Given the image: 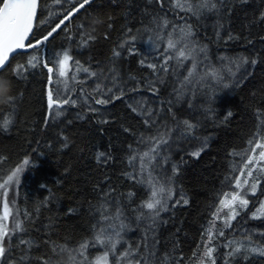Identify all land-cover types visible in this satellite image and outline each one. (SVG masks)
Instances as JSON below:
<instances>
[{
    "label": "snow or ice",
    "instance_id": "1",
    "mask_svg": "<svg viewBox=\"0 0 264 264\" xmlns=\"http://www.w3.org/2000/svg\"><path fill=\"white\" fill-rule=\"evenodd\" d=\"M121 2L122 0H110L113 4ZM123 2L131 4V0ZM249 2L250 0H144L145 6L141 8V13L149 18L148 22L141 21L139 27L133 28L128 18L130 9L126 8L122 39L112 48L107 67H94L90 62L86 66L74 56V52L82 51L96 39L89 33L90 25L86 20L91 13L88 6L94 0H52L54 5H63V8L56 9L50 7L49 0H0V80L10 82L12 87L11 102L7 106L9 112L18 111L22 102L23 93L18 82L45 69L48 123H58L61 115H66L73 107H79L83 111L73 113L76 119H86L88 113H93L96 114L98 123L108 124L111 115L108 106L123 101L132 113L140 117L145 126L143 131L134 134V141L127 146V161L131 171L124 175L143 187L147 196L135 208H128L131 213L129 215L126 205H131L135 193H119L111 187L104 190L99 206L95 208L97 219L93 234L76 245L68 246L75 253L77 264H173V261L175 264H191L193 259L195 264H217V259L221 260V264H229V257L236 256L242 250L264 256V242L254 239L259 237L264 241V231L249 228L240 237L237 233L241 229L232 223L236 221L238 225H242L249 218L264 221V202L249 216L242 215L247 212L250 204L248 194L255 196L261 178H264V135L259 132L248 140L241 152L233 150L229 154L240 156V163L236 165L233 162L231 174L225 178L228 189L216 201L218 206L203 228L200 237L203 247L198 249L200 255L193 252L188 261H185L174 247L161 250L163 241L159 238L161 226L168 222L162 214L172 212L176 206L189 204L187 194L183 189L177 188L176 177L180 174L182 161L178 164L172 160V145L196 141V147L188 154L197 158L208 146V138L198 134L201 122L177 118L173 108L187 101L189 109L199 107L204 118H209L214 111L212 101L215 99V91L232 84L238 86L259 62L257 57L247 55H217L213 59L211 54L210 42L241 39L238 33H234L226 25L230 23L234 8ZM38 9L41 12L39 19ZM77 13L80 15L77 16ZM57 16L58 21L52 24ZM73 17L77 21L75 31L71 30ZM209 18L213 28L211 41L207 36L202 39L199 34V28ZM108 19L111 21L112 17ZM193 20L196 21L195 25ZM261 22H264V11L246 27L250 28L252 24ZM45 24L51 25L49 30L42 36H37L34 28L38 31ZM108 27H113L111 22ZM58 32L67 41L63 48L51 46V41L57 38L55 34ZM138 42L146 43L150 54L140 53ZM13 53L17 56L25 55L26 62L17 63L16 57H13V63H9ZM133 55L139 57V66L151 70L149 74L136 76L122 71L120 60H127ZM9 71L11 74H8ZM70 72L73 73L71 78ZM88 81H92L90 86ZM76 84L81 85L78 95L72 90ZM205 87L213 90V96L200 105H194L201 89ZM164 88L170 89L167 96L162 95ZM145 92L151 95H143ZM169 115L172 117L171 122L168 120ZM256 115L258 126L264 125V112L258 110ZM11 123L12 121H5L3 131L7 132ZM124 130L130 131L126 127ZM95 159L97 164L104 166L114 157L110 150H98ZM28 165L29 160L24 159L0 182V194L3 196L0 264H47L49 260L45 255H40L39 261L36 260L37 253L33 248H39L41 242L21 235L27 229L20 219V209H17L13 217L7 199L9 189H13L12 204L15 206V188L19 187L20 174ZM245 189L248 191L245 192ZM50 202H45L43 206ZM224 209L228 211L221 218L220 214ZM36 212L38 214L39 209ZM10 217H13L11 229L8 224ZM238 217L241 219L237 220ZM24 219H31L26 209ZM221 220L223 227L217 231L216 222ZM225 229L231 230L230 237L226 236ZM51 230L54 229H50L49 224L44 225V242L55 251L62 246L51 239ZM133 232H139V236L133 238L130 235ZM220 238L224 239L221 241ZM20 245L27 247L21 248ZM97 248L102 250V254L90 253V249ZM218 248L225 249L219 257L214 256Z\"/></svg>",
    "mask_w": 264,
    "mask_h": 264
},
{
    "label": "trees",
    "instance_id": "2",
    "mask_svg": "<svg viewBox=\"0 0 264 264\" xmlns=\"http://www.w3.org/2000/svg\"><path fill=\"white\" fill-rule=\"evenodd\" d=\"M53 9L63 8V5H54L49 0ZM144 0H131V4L125 2L113 4L110 0H94L88 8L91 13L86 17L88 24L93 18H100L103 24L98 30L88 31L96 39L82 51L74 52L82 63H91L107 67L108 58L112 48L122 39L121 32L125 25L124 10L130 9L128 18L131 26L137 28L148 22V17L143 16ZM84 11L83 9L81 10ZM264 11V0H250L244 5H237L230 17V23L226 27L241 36L239 40L230 42H210L213 59L217 55H233L257 57L258 63L251 68L249 75L237 86L232 84L228 88H220L215 91V99L212 101L214 109L207 119L199 107L189 109L187 101L174 107L177 118H187L190 121L199 120L202 127L198 129L201 137H207V148L199 158L191 156L188 152L196 147L197 142L179 143L172 145V160L180 164V174L176 177L177 188L183 189L189 198L186 206H176L170 213L162 216L168 222L161 226L159 238L161 250L174 247L177 254H182L185 261L196 252L200 255L202 248L200 237L204 226L215 207L221 194L228 189L226 176L231 174L233 162L240 163V156H230L236 150L241 152L247 146V142L257 132L264 135V125L258 126L256 112H264V22L248 23ZM41 15L38 9L37 17ZM80 14L77 13V16ZM112 17L109 21V17ZM57 16L52 20L55 24ZM111 22L113 27L109 29ZM76 18L73 17L72 31H75ZM192 23L195 25L196 21ZM212 20L203 22L199 28L202 39L207 36L211 41ZM51 25L45 24L38 31L37 36L45 34ZM63 28L61 29V32ZM51 46L63 48L67 41L58 32L55 34ZM32 37L30 38V40ZM251 41V42H249ZM140 53H149L146 43L137 44ZM34 51V50H29ZM16 57V62H26V56ZM139 57L133 55L127 60L121 59L122 71L125 73L144 76L150 73V69L138 65ZM10 63H13V58ZM191 63V61H189ZM187 66V65H186ZM8 74H11L10 71ZM72 72L69 73L71 78ZM83 75V73H81ZM46 70L28 75L26 80L18 82V87L23 93L22 102L16 112H9L7 106L0 107V182L10 174L14 166L29 160L20 174V185L15 188V206L11 204L13 217L17 209H20V219L27 231L21 233L26 239L31 237L41 242L39 248H33L40 255L49 257L47 264H53L59 257L56 255L59 249L53 251L48 243L44 242V225L49 224L51 239L60 246H73L86 237L93 234V226L97 216L95 208L99 206L100 196L104 190L111 187L119 193L134 192L131 205L135 208L142 199L147 196L143 187L134 181L128 180L124 173L131 171L128 166V145L135 139V133L143 131L145 126L140 117L131 112L123 101H117L108 106L111 115L108 124L97 122L96 114L88 113L86 119H76L73 113L83 111L79 107H73L66 115L58 118V123H48L46 113ZM92 81H88L90 86ZM72 82L70 80V87ZM81 85L76 84L72 89L77 95ZM86 87V86H85ZM169 88L162 90V95L167 96ZM151 95L150 93H142ZM213 96L211 88H202L194 105H200ZM98 107V106H97ZM231 113L229 116L228 113ZM171 122L172 117L169 115ZM5 121H12L9 130L3 131ZM71 121V123H67ZM130 131H125L124 128ZM110 150L114 159L101 166L97 164L95 154L97 151ZM259 151V150H257ZM2 193V190H0ZM264 178H261L260 187L255 196H248L250 202L247 212L243 216H249L252 211L260 207L264 202ZM51 201L46 206L45 202ZM3 196L0 194V215H2ZM27 210L31 219H24V211ZM39 209L37 214L36 210ZM227 209L221 212V218L227 214ZM130 215L131 213L128 212ZM11 217L9 228L12 227ZM238 217L237 220H240ZM241 231L238 236L244 235V230L252 228L255 231H264V221H253L250 218L242 225L232 222ZM223 227L222 220L216 222V230ZM226 236H231V230L225 229ZM133 238L139 236V232L130 234ZM221 241L224 238H220ZM258 242H264L259 237H254ZM178 242V244H177ZM15 243V240L13 241ZM215 244L216 241H213ZM21 248L27 245H20ZM229 251L231 249H228ZM91 252L102 254V250L90 249ZM225 251L218 248L214 256L219 257ZM91 258V257H90ZM173 264L175 262L173 261ZM183 264V262H182ZM191 264H195L194 259ZM217 264L221 260L217 259ZM229 264H264V256L258 253H241L229 257Z\"/></svg>",
    "mask_w": 264,
    "mask_h": 264
},
{
    "label": "clouds",
    "instance_id": "3",
    "mask_svg": "<svg viewBox=\"0 0 264 264\" xmlns=\"http://www.w3.org/2000/svg\"><path fill=\"white\" fill-rule=\"evenodd\" d=\"M103 24L102 19L93 18L90 21L91 31H97ZM12 87L10 82L0 80V107L8 106L11 102ZM59 257L53 264H77V257L74 252L70 251L68 246H62L56 253Z\"/></svg>",
    "mask_w": 264,
    "mask_h": 264
},
{
    "label": "rangeland",
    "instance_id": "4",
    "mask_svg": "<svg viewBox=\"0 0 264 264\" xmlns=\"http://www.w3.org/2000/svg\"><path fill=\"white\" fill-rule=\"evenodd\" d=\"M254 175H255V173H254ZM13 188H15V186H13ZM248 190L247 189H245V192H247ZM257 192V191H256ZM251 194L249 193L248 194V196H250ZM248 199H249V197H247ZM8 201H9V207H10V209H11V204H12V201H13V189H9V194H8ZM250 200V199H249ZM252 202H250V204H251ZM249 204V205H250ZM2 214H3V205H2ZM10 219H11V217L9 218V221H8V224H9V222H10Z\"/></svg>",
    "mask_w": 264,
    "mask_h": 264
},
{
    "label": "water",
    "instance_id": "5",
    "mask_svg": "<svg viewBox=\"0 0 264 264\" xmlns=\"http://www.w3.org/2000/svg\"><path fill=\"white\" fill-rule=\"evenodd\" d=\"M34 29H35V28H34ZM30 38H31V36H30ZM30 38H29V39H30ZM21 51L23 52V50H21ZM15 55H17V54H16V53H13L12 56H10V58H9V63H10L11 59H12Z\"/></svg>",
    "mask_w": 264,
    "mask_h": 264
}]
</instances>
